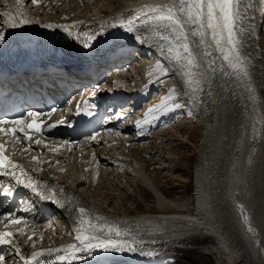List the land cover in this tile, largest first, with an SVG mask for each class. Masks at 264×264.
Segmentation results:
<instances>
[{
    "label": "bare ground",
    "instance_id": "6f19581e",
    "mask_svg": "<svg viewBox=\"0 0 264 264\" xmlns=\"http://www.w3.org/2000/svg\"><path fill=\"white\" fill-rule=\"evenodd\" d=\"M58 1L55 8L54 4ZM105 2L37 0L34 4L32 0L30 3L28 0H0V32L5 33L0 44L14 49L13 55L15 51L23 53L24 49H28L31 54L38 45L44 49H53L51 53L55 49L63 50L67 44L62 40L84 43L89 34L97 36L101 29L112 33L125 31L122 25L132 21L133 31L127 39L137 46L129 53L130 56L133 52L135 64L117 62L109 69L104 66L105 77L108 79L111 75L109 81L112 85L108 86V82L101 80L92 87L102 94L109 89L111 97L104 101L105 104L112 101L122 104L123 95L134 92L138 109L139 102L143 103V97L150 91L152 93L158 83L173 84L175 88L171 95L153 105L150 110L155 111H144L140 105L141 109L135 108L130 112V106H121L119 113L108 120H117L121 116L123 124L119 125L118 122L115 127L105 129L95 137L79 141L73 145V152L67 153L66 158H63V154L53 157L42 147L47 143L41 139L39 143L23 140L4 143L9 146L10 152L22 149L18 150L16 154L19 155L14 158L24 160L22 165L29 169L34 180L48 187L50 192L64 202V207L52 206L41 199L35 202L33 198L32 202L45 210L41 218V214L38 215V222L25 211L14 215L13 219H19L20 223H12L5 231L14 234L11 239L15 243L12 246L13 254L11 251L8 254L12 260L8 264H25L16 249L19 248L23 255V248H35L41 243L42 237L48 236L43 232L47 224H39L47 221L45 217L48 212H53L54 216L59 215L62 221L57 225L58 228H66L70 236L67 251L81 245L83 240L77 239L83 231L78 224V210L81 207L86 209L83 216L85 227L90 222L96 229H104L95 234L132 241L138 248L135 252L89 251L101 253V257L133 261L144 258L142 262L158 264L166 257L163 255L172 254L180 259L194 260L198 264H264V0H238L240 16L235 22L234 31L240 42L238 51L244 59L247 77L231 69L228 61L223 60V53L217 50L211 29L206 24L203 38L192 35L194 31L200 30L198 25L184 26L189 45V52H184V41L177 39L171 28L158 26L160 22L150 18L154 15L150 9L167 12V7L160 6H178L180 0H110V5H105ZM97 3V10L78 16L80 10L94 8ZM50 7L55 11L51 12ZM29 12L40 15L41 21L52 25L57 34L55 31H34L31 36L17 35L22 28L36 27L30 23L16 28L10 26L21 19L31 21L32 14ZM50 17V20H45ZM186 18L181 16V19ZM63 25L74 26L70 28L71 35L64 30ZM161 35L167 36L168 40L160 39ZM138 36L142 39H138ZM201 39L204 40L203 44L200 43ZM170 46L179 52L180 60L174 58L176 52H170ZM127 49L119 50V60L129 59H126L127 52L122 53ZM144 53L162 60L165 69L163 74H159L155 81L151 80L147 85L142 83L147 69V63L142 61L144 57L141 56ZM189 53L193 59L192 64L188 62ZM44 58L51 61L56 59L48 54ZM118 58L113 57L115 61ZM100 59L99 63H103L107 61L108 55L102 54ZM93 63L98 61L93 60ZM124 65L127 67L118 71L117 68ZM90 67L94 68V64ZM101 67L98 64L96 69ZM227 68L230 76L237 77L234 78L237 82H232L233 78L228 82ZM133 77L138 81L134 80V84L138 83L139 88H133L130 93L118 91V87L127 85V81ZM99 83L103 85L98 87ZM122 107L129 108V111L124 112ZM182 107L196 115L202 137L194 160L193 193L188 197L174 194L176 196L172 199L170 196L173 194L166 189L167 186L177 184V181L166 176L163 177L167 180L162 181L163 177H160L168 161L159 160L161 156H155L157 154L153 153V146L139 149V143L146 145L147 140L154 137V133H148V130L164 129V117ZM189 123L185 122L184 125ZM54 129L60 134V129ZM71 135L74 136L73 133ZM177 135L176 132L172 135L164 134L157 140L158 146L162 148L164 141L168 144L183 139ZM118 150L122 152L118 153ZM175 159L180 160V157ZM185 166L191 167L188 163ZM155 167L159 169L155 170ZM104 169L109 171L106 173ZM134 179L133 188L139 192V201L142 205L153 201V207L144 205L142 210L130 208L132 205L129 202L133 197L124 193L120 186L123 182L132 184ZM97 180H101L100 184H107L106 188L100 187V191L106 193L102 196L96 192L89 195L92 190L90 185ZM82 190L86 193L81 194ZM27 201L28 196L23 197L20 207ZM30 212L35 213V210L31 209ZM245 216L248 217L246 220ZM109 228L130 235L117 236L115 231L108 232ZM49 240L47 246H51V250L57 253L55 242L51 238ZM32 255L29 253L25 258L32 260ZM128 256L132 258L128 259ZM53 258L58 259V255L49 253L46 261L50 262ZM80 260L85 261V258Z\"/></svg>",
    "mask_w": 264,
    "mask_h": 264
},
{
    "label": "snow or ice",
    "instance_id": "6c2138e0",
    "mask_svg": "<svg viewBox=\"0 0 264 264\" xmlns=\"http://www.w3.org/2000/svg\"><path fill=\"white\" fill-rule=\"evenodd\" d=\"M35 4L37 0H32ZM167 7V12H160L157 8L150 9L151 12L154 13L150 18L153 21H159L160 24L158 26H162L165 28H171L176 38L179 40H183L184 43L182 45L184 52H189V45L187 42V35L184 31V26L186 24L191 25L195 24L199 26V31H194L192 35H199L203 38L205 35L203 29L205 24L208 29H211L212 40L216 44L217 50L223 53V60L228 61L229 67L234 71L240 72L245 77H247L248 73L244 66V59L240 55L238 51L239 41L236 38L234 25L235 22L239 19L240 13L238 8V0H180L179 5H168V6H160ZM143 11V10H141ZM184 15L187 18L181 19V16ZM24 19H21L17 23H12L10 26L13 28L21 27L24 23H27ZM115 26V25H113ZM125 27V30L128 32L133 31L132 21H128L127 25H122ZM44 27L51 28L52 25H44ZM74 26H63L64 30L71 35L70 28ZM101 32L103 29L100 30ZM5 37V33L0 32V43L3 42ZM95 34H89L87 39L83 43L84 48H89L92 44V41L95 39ZM138 39H142L141 37H137ZM162 40H168L167 36H160ZM201 44L204 43V40L201 39ZM172 42L170 41V45ZM169 51L176 52L175 59L180 60V54L176 50L175 47L170 46ZM189 64L193 63V59L191 53H189ZM88 105L86 104L85 107ZM179 106V105H175ZM156 109L150 110L155 111ZM80 109L77 108V112L79 113ZM50 114V113H49ZM28 116L31 117L32 123L28 124V128H34L35 130H39V125L36 123L38 119L37 112H29ZM11 123L13 125H23L24 121L20 119L13 120H5L0 119V125ZM60 123H63L61 121ZM56 125L49 126V130L55 128ZM21 129L18 128H0V132L5 134L12 133L13 138L16 137V133ZM27 139H31V137H26ZM11 142V141H10ZM39 143V141H37ZM29 150V149H26ZM5 149L3 145H0V173L4 175H10L13 180H15L17 185L22 184L25 188H32L34 192H37L40 187L39 182H33L32 178L28 176L26 173L21 171L20 177L15 174L16 170H21L22 166L18 164H14L7 156L4 155ZM22 177V178H21ZM35 183V187L33 186ZM42 199H51L53 202L57 203L60 207H64V205L56 200L54 196L46 195L43 192H38ZM12 192L5 188L3 192H0V196L8 197L11 196ZM79 216L80 219L78 221L80 229H83L81 235L77 237V239H81L84 241L85 251H91L93 249H100L104 251H117V252H135L138 250L135 243L132 241H126L121 239H113L107 236H100L95 234L96 232H103L104 229H96L93 224L90 222L85 227V221L83 216L85 214L86 209L81 207L79 208ZM248 217L245 216L246 220ZM12 223H20L19 219H13ZM92 229V231H89ZM116 232L117 236L121 235H130V233H121L117 229H108V232ZM13 233L3 232L0 233V245H4L9 243V237L13 236ZM31 239V237H29ZM66 251V250H64ZM16 252L19 253L20 249L17 248ZM72 254H75V248L72 249ZM42 255V253H33L32 260L26 261L25 264H32V261H35L37 256ZM65 256H61L60 260H65ZM0 264H7L6 258L3 255H0Z\"/></svg>",
    "mask_w": 264,
    "mask_h": 264
},
{
    "label": "rangeland",
    "instance_id": "374dc122",
    "mask_svg": "<svg viewBox=\"0 0 264 264\" xmlns=\"http://www.w3.org/2000/svg\"><path fill=\"white\" fill-rule=\"evenodd\" d=\"M105 1H106L105 5H110L109 4L110 0H105ZM58 3H59V1L56 2V4H54V6L56 5L55 8L58 6ZM99 3L95 4L94 8L93 7H89V8L87 7L86 10H84V8H83L82 10H80L81 12L79 13L78 16L82 17L81 15L90 14V13L94 12L95 10H97L99 8L98 7ZM72 7H73V4H72ZM81 8H82V6H81ZM32 9L33 8L31 7L30 10H32ZM49 9L51 10V12L55 11V10H52L51 7ZM1 10H2V8L0 9V11ZM44 10H47V8H44ZM34 11H35V9H34ZM29 13L32 14V17L30 19L31 21H28L27 23H30L31 26L35 25L36 27L34 29L33 28H22V29H20L18 31L17 35H20V36H31L32 35L31 33L34 32V31H36L37 33H42V32L47 33L48 31L49 32L55 31V28H53V26L51 28L44 27V25H50V24L47 23V22H42L41 19H40V15H38L37 13H34L35 14L34 15L32 12H29ZM50 19H51V17L50 18H46L45 20H50ZM262 22H263V25H264V20ZM63 26H66V25H63ZM262 32H263V29H262ZM55 34H57L56 31H55ZM141 56L144 57L143 58L144 60H142V61H144L147 64H151V63H153L154 60L157 59L156 57L152 56L151 54L150 55H146L144 53ZM129 60L134 62V64H135L136 58H135V56H133L132 59H129ZM156 61H158V62H160V64H162V68H161L160 65L156 64L154 66L155 73H158L159 71L162 70L159 74H163L165 72L163 63L159 59H157ZM127 62H129V61H127ZM132 66H135V65H132ZM149 69H151V68L149 67ZM227 70H228V68H227ZM118 71H121V70H118ZM151 72H152V70H151ZM158 75L155 78H153L152 80L155 81V79L158 77ZM232 78H233L232 82H237V80H235V79H237V77H235V75H233V77L230 76V73H229V70H228V76H227L228 82ZM108 79H111V75L108 77ZM134 80L137 81L134 77L130 78L127 81L128 82L127 85L129 87L127 85L118 87L117 88L118 91H120L119 88H122V89L126 90V93H130L131 91H133V88H139L140 85H138V83L134 84ZM130 83H133V84H130ZM110 84H111L110 81H108V83L106 85L111 86L112 84L111 85ZM147 84H149V83H147ZM167 86L169 88H167L164 91V94L160 98L158 97L159 93H160L159 91L163 87H156L157 89H155L153 91V93L151 95L152 97H150V101H149L148 97L145 98V101H144L145 106L144 107H145L146 110H149L150 108L153 107V105L159 103L160 100L161 101L164 100V98H166L167 96H169V94L171 95L174 92L175 88H174L173 84L168 85V83H167ZM141 106L144 109L142 103H141ZM141 106L139 108H141ZM182 108H183L184 112L182 110H178V111H176V113L174 115L173 114H171V115L169 114V115L166 116L165 119H166L167 124L163 127L164 129H160V130L156 129L155 130L156 134L154 133L152 135L154 137L150 138L151 140L150 139L148 140V143L150 142L149 144L147 143L146 146L145 145L144 146H139V149L147 148L148 145L151 146V147L153 146L152 147L153 148V153L157 154L155 156L156 157H160L161 156L162 158L160 157V159H159L161 161H163V159L164 160L166 159L168 161L167 163H165L166 169L161 172L162 174L160 175V177L161 176L162 177L166 176V177H171V178L173 177L172 179L177 181V182H175L177 184H174V186H170V187L167 186L168 189H166L168 192L173 194L171 196L169 195L172 199L176 195H181L182 194L183 197H188L189 194L193 193L192 187L194 186L193 185V182H194V173H193L194 160H195V157L197 156V151H198L199 145L201 143V137H202L200 122L198 121V118L196 117V115L192 111L190 112L187 108H185V107H182ZM145 109H144V111H145ZM184 114L187 115L188 118H191L193 121H188V122H191V123L184 125L185 122H187L186 120H189L188 118L186 119L184 117ZM173 125H174V127H172ZM159 128H161V127H159ZM179 128L181 129L180 132H179ZM162 131H163V133H161ZM174 132H176V134H178L177 136L180 135L183 139L175 141V142L171 141V142H168V144H167V142L165 143V141H164L162 143V146L163 145L164 146L162 148H160V145L158 146L159 141H157V140L160 139V137H163L164 134L172 135V133L174 134ZM155 140H156V142H155ZM168 147L171 148V149H167ZM120 151L122 152V150H118V153ZM167 151L169 152V154H168ZM123 152H124V150H123ZM179 157H180V160L179 159H175V158H179ZM185 163H188L191 167L186 168ZM156 169H159V167H155V170ZM104 170L106 171V173H107V171H109V169H107V170L104 169ZM58 172H59V170L56 173H58ZM114 175H116V174H114ZM114 175H111V176H114ZM126 179L129 180L128 178H126ZM165 180H167V179H165V177H163L162 181H165ZM169 180H170V178H169ZM100 181L101 180H97L92 185H90L92 190L88 193L89 195H91L92 193L96 192L100 196H102V194L106 193V191H100V189L101 188H106L107 184L103 183L104 184V186H103L102 183L100 184ZM133 184H135V179L132 181V184H130V182H128V184H127V182H123V184H121L122 186H120L122 188V190L125 191L124 193H126V194L128 193V194L132 195V197H133L131 199V202H129L132 205V207H130V208L133 209L135 207L136 209L142 210L143 208H145L144 205L149 206V207H153L154 206V203H152L153 201L145 203L144 205H142V202L139 201L140 200L139 199V192L133 188ZM119 185H120V183H119ZM123 185H125V186H123ZM176 185L177 186L179 185L178 186L180 188L179 190L176 187ZM94 186H96L97 188L94 187ZM137 186H139V185H137ZM140 189H141V187H140ZM141 190L144 191L143 188ZM183 191H185V192H183ZM80 193L81 194H85L86 192L84 190H82V192H80ZM174 194H176V195H174ZM61 221L62 220L60 218H57L56 216L55 217H51L50 221L48 222V224L50 226L47 227L45 232L49 233L50 234V238L52 240H55L56 243H60L61 245H65V244H67L69 242L70 236H69L68 232L66 231V228L62 229V230H61V228H58L57 225ZM65 222H66V225L68 226V223H67L66 220H65ZM42 238H43L42 242L39 244V246H41V247H43V244L46 245L49 242L48 236L46 238H44V237H42ZM158 264H198V263L196 261H194V260H191V259H180V258L175 257V255L167 254L166 257L163 258V260H161Z\"/></svg>",
    "mask_w": 264,
    "mask_h": 264
}]
</instances>
